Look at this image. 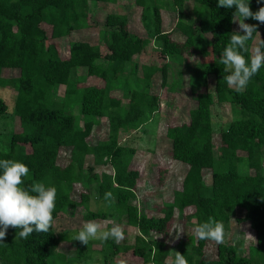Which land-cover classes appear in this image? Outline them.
Returning a JSON list of instances; mask_svg holds the SVG:
<instances>
[{
    "label": "trees",
    "instance_id": "obj_1",
    "mask_svg": "<svg viewBox=\"0 0 264 264\" xmlns=\"http://www.w3.org/2000/svg\"><path fill=\"white\" fill-rule=\"evenodd\" d=\"M94 1L98 0H0V89L15 90L12 111L21 126L11 133L8 150H0V159L28 167L21 187L40 182L56 189L49 232H33L22 239L16 236L19 229L9 227L0 241V264H70L59 246L63 241H79L68 238L67 230L56 231L54 222L60 211L79 205L86 207L89 220L118 214L139 231L134 244L104 241L103 264H111L107 254L113 258L127 252L140 258L141 264H168L171 248L152 234H164L176 211L196 227L209 217L227 225L237 209L243 210L242 219L255 231L256 241L248 247V255L242 254L239 245L224 241L216 246V258H205L208 241L198 240L194 233L186 235L190 248L176 252L188 264H264V66L243 92L229 87L224 79L229 73L223 71L219 57L231 33L238 31L232 22L235 9L217 7L218 0H192L193 22L189 23L183 19L188 0H172L177 9L174 27L182 35L177 40L172 30L164 29V0H134L141 18L152 4V37L132 32L126 13L109 12L98 32L105 53L100 43L73 40L62 54L57 39L98 26L90 21L89 7ZM249 6L255 12L264 6V0H249ZM245 23L258 24L252 19ZM257 31L247 42L249 51L241 53L246 60H250L255 40L264 39V24H258ZM146 51H158L162 63L140 64L135 56ZM185 55L196 58L195 72L188 79L196 105L188 121L168 127L166 133L172 159L187 164L188 169L181 189L157 207L162 215H149L134 202L140 177L139 170L131 168L136 148L122 143L120 135L138 131L160 111V96L152 92L157 74L161 86L170 92L182 86L181 78L169 86L168 73L170 59L183 60ZM84 68L86 72L81 74ZM4 69L17 70V75L6 77ZM62 85L63 97L57 99ZM118 91L121 96L114 94ZM74 103L84 116L81 127H76L75 116L67 112ZM214 104H229L234 113L220 130L217 149ZM9 108L7 98L0 96V117ZM102 118L108 122L107 138L93 144L89 138ZM64 148L69 149L70 159L61 166L58 156ZM88 156L93 160L91 166L86 165ZM243 161L248 165L246 172L239 170ZM97 166H109L111 171L95 172ZM207 172L209 184L205 182ZM76 184L87 189L80 193L79 201L71 196ZM91 184H96L97 198L109 205L106 210H91L87 205ZM106 193H111L110 199H105ZM188 208L190 213H186Z\"/></svg>",
    "mask_w": 264,
    "mask_h": 264
},
{
    "label": "rangeland",
    "instance_id": "obj_2",
    "mask_svg": "<svg viewBox=\"0 0 264 264\" xmlns=\"http://www.w3.org/2000/svg\"><path fill=\"white\" fill-rule=\"evenodd\" d=\"M165 9L162 12L163 25L165 30H172L173 37L177 40L182 39V35L175 29L177 20V9L172 0H164ZM192 0L187 1L186 13L183 19L189 23L193 22L191 17ZM90 21L98 26L86 28L84 30L73 32L67 37L57 39L60 45L62 54L67 53L68 44L73 40H86L91 43H100L99 29L103 26L104 16L109 12H123L128 15L129 28L132 32L144 35L153 36L154 22L152 4L146 8L143 17L141 18V9L135 6L134 0H114L110 1H94L90 7ZM235 27L238 25L235 23ZM45 28L49 29L47 25ZM259 38V37H258ZM258 38L253 43L256 44ZM153 45L159 46L158 42H153ZM105 53V46L101 44ZM135 59L138 62L146 63L155 61L157 64L162 63V59L158 51L144 52L142 55H136ZM196 58L185 55L183 60H171L168 73V84L173 85L180 78L182 86L175 92H170L160 84L159 74L152 84V92L160 96L161 109L155 113L152 118L146 119L141 128L132 134L122 133L120 140L122 143H129L136 148V153L131 161V168L139 170L140 177L136 188L135 203L138 207L144 210L149 215L161 216L162 213L157 210L163 202L170 201L173 198L174 192L181 189L183 177L188 169L187 164L172 159L169 152V139L167 137V128L188 121L191 109L196 105L193 100L189 86V76L195 72ZM86 70L81 69L80 73H85ZM3 75L6 77L17 75V70L4 69ZM77 73H74L76 76ZM182 75V76H181ZM180 79V80H181ZM91 82V80H87ZM98 83V82H97ZM102 83V82H99ZM210 88H212V81ZM65 87L62 85L57 91L56 98L63 97ZM15 90L12 88L0 89V96L7 98L9 110L6 114L0 117V150L6 151L9 148V140L13 131L21 129L18 118L13 114L12 108L15 100ZM115 95L121 96V93L115 92ZM123 104L127 100L123 99ZM67 112L75 116L76 127H81L84 121V116L80 111V105L77 103L71 104L67 108ZM234 117V113L229 104H214L212 107V120L214 126V145L217 149L219 143L220 130ZM108 135V122L106 118L101 119L99 126L93 130L89 141L97 143L100 140L106 139ZM244 154V153H242ZM69 149H62L58 156V164L65 166L69 162ZM264 163V156H263ZM86 165H93L91 156L86 158ZM241 172L248 170V165L245 161L239 165ZM109 166H97L95 172L104 173L110 172ZM210 173L207 172L205 182L210 183ZM88 186V185H87ZM87 189L80 184L74 185L72 198L76 201L80 199V193ZM90 190V200L87 202L91 210H106L109 205L97 198L96 184L88 186ZM191 208L186 209V213H190ZM86 207L79 205L75 209L68 208L65 211H60L55 219V229L59 233L68 231V238L73 239L83 224L88 221H95L102 226H113V222L118 224L123 229L124 238L120 241L125 244H134L135 237L139 233L136 227L126 223L125 217L114 214L108 219L89 220L85 217ZM243 210L237 209L236 215L231 218L229 224L224 226V241H231L242 248V254L248 255V247L255 244V231L252 225L244 221ZM183 229L178 239H174L175 233H172L174 228ZM194 222H187L185 217H181L176 211L173 220L168 224L167 231L164 234L153 233L152 237L164 240L171 248L167 257L168 260L174 259L175 252L181 247L190 248V245L185 241L187 233H194ZM172 233V235H169ZM216 246L213 241H208L205 246V258H216ZM106 245L104 241L90 240L88 245H83L80 242H61L59 251L65 253L70 258V264H103ZM111 264L134 263L141 264V259L133 256L130 252L119 256L111 257L107 254Z\"/></svg>",
    "mask_w": 264,
    "mask_h": 264
},
{
    "label": "clouds",
    "instance_id": "obj_3",
    "mask_svg": "<svg viewBox=\"0 0 264 264\" xmlns=\"http://www.w3.org/2000/svg\"><path fill=\"white\" fill-rule=\"evenodd\" d=\"M260 3V0H257ZM217 7L234 8L232 22L238 25V31L230 35V41L219 57L223 71L229 73L224 77L229 87L237 92H243L250 80L264 66V39L260 38L251 49L250 60H246L242 52H248L247 42L253 39L258 24H264V6L253 12L249 0H218ZM252 19L258 24H248L245 20ZM243 34H240V33ZM29 173L28 167L12 159H0V241L6 238L9 227L19 229L16 236L26 239L33 232L48 233L52 225V212L55 208L56 189L35 182L27 187L23 178ZM111 193H106L105 199H110ZM182 228H174V239H178ZM193 232L198 240L213 241L216 244L224 242V226L221 222L209 217L208 221L198 224ZM170 233L169 235H172ZM124 238L123 229L113 222L109 229L95 221L85 222L73 240L88 245L90 240L120 242ZM157 251V250H156ZM155 253H153V260ZM168 264H188L184 255L175 252L174 259Z\"/></svg>",
    "mask_w": 264,
    "mask_h": 264
}]
</instances>
